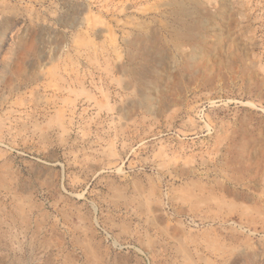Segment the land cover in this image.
Returning a JSON list of instances; mask_svg holds the SVG:
<instances>
[{
  "label": "rangeland",
  "instance_id": "obj_1",
  "mask_svg": "<svg viewBox=\"0 0 264 264\" xmlns=\"http://www.w3.org/2000/svg\"><path fill=\"white\" fill-rule=\"evenodd\" d=\"M0 264H264V0H0Z\"/></svg>",
  "mask_w": 264,
  "mask_h": 264
}]
</instances>
